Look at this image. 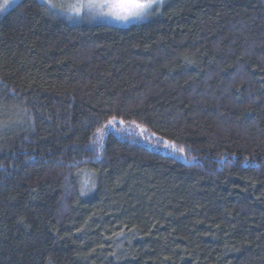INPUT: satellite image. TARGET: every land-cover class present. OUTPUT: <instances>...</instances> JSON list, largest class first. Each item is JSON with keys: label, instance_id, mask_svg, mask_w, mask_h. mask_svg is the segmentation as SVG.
<instances>
[{"label": "trees", "instance_id": "16d2710c", "mask_svg": "<svg viewBox=\"0 0 264 264\" xmlns=\"http://www.w3.org/2000/svg\"><path fill=\"white\" fill-rule=\"evenodd\" d=\"M52 8L0 12V264H264V0Z\"/></svg>", "mask_w": 264, "mask_h": 264}, {"label": "rangeland", "instance_id": "374dc122", "mask_svg": "<svg viewBox=\"0 0 264 264\" xmlns=\"http://www.w3.org/2000/svg\"><path fill=\"white\" fill-rule=\"evenodd\" d=\"M22 0H12L9 6L2 12L5 14L14 6L19 4ZM49 7H53L61 10V14L68 17L71 20H83L86 22H104L111 25L119 27H127L132 24H139L146 22L150 19L155 10L159 9V6L154 7L151 14L145 16L142 19H129L127 21L117 20L113 17L107 15L108 9L103 7L105 0H41ZM4 3V0H0V4ZM52 8V9H53ZM123 129V133L126 135L134 134L137 138H140L143 143L147 144L149 147L158 148L166 155H171V151L174 152L170 147H164L161 142L154 139L153 137H148L143 130H138L135 127H130L129 129L124 126H120ZM175 154V153H174ZM173 154V156H174ZM178 157V156H177Z\"/></svg>", "mask_w": 264, "mask_h": 264}, {"label": "snow or ice", "instance_id": "6c2138e0", "mask_svg": "<svg viewBox=\"0 0 264 264\" xmlns=\"http://www.w3.org/2000/svg\"><path fill=\"white\" fill-rule=\"evenodd\" d=\"M11 2L12 0H4V3L0 4V12L4 11ZM162 2L163 0H105L103 7L108 9L107 15L127 21L144 18Z\"/></svg>", "mask_w": 264, "mask_h": 264}]
</instances>
